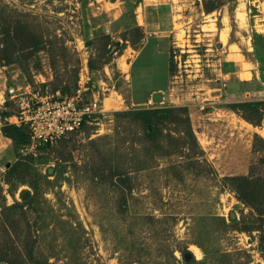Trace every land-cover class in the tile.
<instances>
[{
  "label": "rangeland",
  "instance_id": "obj_1",
  "mask_svg": "<svg viewBox=\"0 0 264 264\" xmlns=\"http://www.w3.org/2000/svg\"><path fill=\"white\" fill-rule=\"evenodd\" d=\"M82 77L103 112L24 155L2 112ZM260 131L264 0H0V264H264Z\"/></svg>",
  "mask_w": 264,
  "mask_h": 264
},
{
  "label": "built area",
  "instance_id": "obj_2",
  "mask_svg": "<svg viewBox=\"0 0 264 264\" xmlns=\"http://www.w3.org/2000/svg\"><path fill=\"white\" fill-rule=\"evenodd\" d=\"M86 84L82 77L75 92L63 96L58 92L55 95L27 86L30 90L19 97V110L13 114L12 122L26 133V141L21 147L24 155H38L103 112L104 107L98 97L83 98L82 94L89 88ZM153 100L150 97L145 104L150 105ZM5 170L6 166L0 162V172Z\"/></svg>",
  "mask_w": 264,
  "mask_h": 264
},
{
  "label": "trees",
  "instance_id": "obj_3",
  "mask_svg": "<svg viewBox=\"0 0 264 264\" xmlns=\"http://www.w3.org/2000/svg\"><path fill=\"white\" fill-rule=\"evenodd\" d=\"M213 9V7H212ZM139 113L141 114L140 117L145 120L147 123H151L150 122V118L152 115H166L167 111L166 109H154V110H150L149 108H145L141 111H139ZM9 113L8 112H2V116H7ZM86 123H83L82 127L85 126ZM81 127V128H82ZM2 130H3V133L5 136H9V137H13V135H10L12 134L13 132L17 134L18 138L21 140L22 143H24L26 141V133L19 127H16L12 124H4L3 127H2ZM157 132V129L156 128H153L151 131L148 132L149 135H154L156 134ZM236 179H238L240 182H239V187L237 188V192L241 193V195L239 194V199L244 202V203H247L249 201H247L246 199V196H245V192L244 190L247 188V183H249V177L247 176H239V177H236ZM250 204V202H249ZM253 204V203H252ZM251 205V204H250ZM259 210V213L260 214H264L263 210L262 209H258ZM186 252H189V251H186ZM185 251H183V257H185ZM17 257H21L19 255H16ZM31 256V255H29ZM11 258V257H10ZM8 256L6 255H3L2 257H0V262H3L4 260H8ZM6 262V261H5Z\"/></svg>",
  "mask_w": 264,
  "mask_h": 264
},
{
  "label": "crops",
  "instance_id": "obj_4",
  "mask_svg": "<svg viewBox=\"0 0 264 264\" xmlns=\"http://www.w3.org/2000/svg\"><path fill=\"white\" fill-rule=\"evenodd\" d=\"M145 46H146V44L142 47V49L140 50V52H139V54L142 52H144L143 50H145ZM239 72V71H238ZM237 72V73H238ZM243 72H248V71H243ZM250 73V75L251 76H253L252 74H253V72H249ZM239 74V73H238ZM238 76V75H237ZM246 79V78H245ZM248 79V78H247ZM152 97V96H151ZM153 97H154V95H153ZM148 99H149V97H148ZM146 103V102H145ZM144 103V104H145ZM9 114L7 115V116H2L3 117V119L5 120V123L4 124H9V123H11L12 124V122H13V120H14V113H10V112H8ZM9 122V123H8ZM12 125H14V124H12ZM15 126V125H14ZM5 150V149H4ZM3 149H1L0 148V156H2V154L5 152Z\"/></svg>",
  "mask_w": 264,
  "mask_h": 264
},
{
  "label": "water",
  "instance_id": "obj_5",
  "mask_svg": "<svg viewBox=\"0 0 264 264\" xmlns=\"http://www.w3.org/2000/svg\"><path fill=\"white\" fill-rule=\"evenodd\" d=\"M28 195V192L27 191H23L22 192V196L23 197H26ZM189 256H191V252H186L185 253V257L188 258Z\"/></svg>",
  "mask_w": 264,
  "mask_h": 264
},
{
  "label": "bare ground",
  "instance_id": "obj_6",
  "mask_svg": "<svg viewBox=\"0 0 264 264\" xmlns=\"http://www.w3.org/2000/svg\"><path fill=\"white\" fill-rule=\"evenodd\" d=\"M261 132V131H260ZM262 133V136L264 137V131L261 132Z\"/></svg>",
  "mask_w": 264,
  "mask_h": 264
},
{
  "label": "flooded vegetation",
  "instance_id": "obj_7",
  "mask_svg": "<svg viewBox=\"0 0 264 264\" xmlns=\"http://www.w3.org/2000/svg\"><path fill=\"white\" fill-rule=\"evenodd\" d=\"M143 54H144V53H140L139 55L142 56ZM139 59H140V57H139Z\"/></svg>",
  "mask_w": 264,
  "mask_h": 264
}]
</instances>
